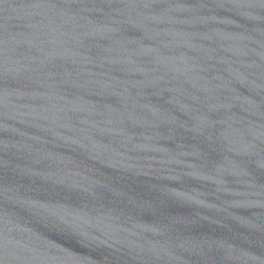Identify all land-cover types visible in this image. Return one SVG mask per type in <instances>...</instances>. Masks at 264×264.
<instances>
[{"label":"water","instance_id":"1","mask_svg":"<svg viewBox=\"0 0 264 264\" xmlns=\"http://www.w3.org/2000/svg\"><path fill=\"white\" fill-rule=\"evenodd\" d=\"M0 264H264V0H0Z\"/></svg>","mask_w":264,"mask_h":264}]
</instances>
